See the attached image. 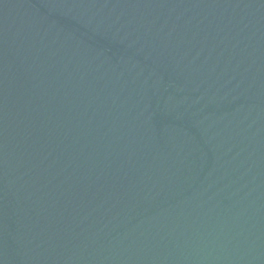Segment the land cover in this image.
I'll return each mask as SVG.
<instances>
[{
    "label": "water",
    "instance_id": "obj_1",
    "mask_svg": "<svg viewBox=\"0 0 264 264\" xmlns=\"http://www.w3.org/2000/svg\"><path fill=\"white\" fill-rule=\"evenodd\" d=\"M0 264H264V0H0Z\"/></svg>",
    "mask_w": 264,
    "mask_h": 264
}]
</instances>
